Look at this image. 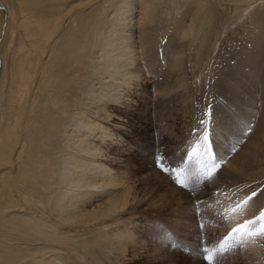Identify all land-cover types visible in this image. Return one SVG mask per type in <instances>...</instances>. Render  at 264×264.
<instances>
[{"label": "bare ground", "instance_id": "obj_1", "mask_svg": "<svg viewBox=\"0 0 264 264\" xmlns=\"http://www.w3.org/2000/svg\"><path fill=\"white\" fill-rule=\"evenodd\" d=\"M5 1L4 30L0 21V264H74L72 257L122 264L136 246L135 225L115 227L110 221L137 201L134 185L102 160V145L122 128L115 122V105L134 106L127 100L145 74L140 61L150 56L159 4L182 9L183 19L188 16L180 36L185 44L201 35L209 41L207 33L224 0ZM260 1L231 0V9L241 11L236 19L253 11L251 18L262 32ZM176 62L173 67H180L181 59ZM149 98H141L140 111L148 110ZM261 111L258 130L249 137H256L250 147L256 155L249 162L256 178L264 172L258 161L264 155ZM222 127L216 128L220 151L228 145H223ZM244 146L235 153L231 175L247 176ZM153 173L157 181L146 179L152 191L169 184L168 177Z\"/></svg>", "mask_w": 264, "mask_h": 264}, {"label": "rangeland", "instance_id": "obj_2", "mask_svg": "<svg viewBox=\"0 0 264 264\" xmlns=\"http://www.w3.org/2000/svg\"><path fill=\"white\" fill-rule=\"evenodd\" d=\"M4 4L0 0L3 30ZM159 6L150 56L140 61L145 74L127 100L134 106L115 105V122L122 128L102 145L104 164L124 174L136 194L134 206L110 221L115 227L136 226V246L122 264H264V172L251 176L249 163L256 155L250 148L256 137H249L264 108V30L253 22V11L236 19L241 11L234 13L231 0H224L206 32L209 41L201 35L184 44L180 36L188 16L183 19L176 6ZM177 57L180 67L174 68ZM145 97L150 106L140 111ZM222 126L228 145L220 151L216 128ZM243 145L247 176L231 175ZM258 161L264 164V155ZM155 170L169 184L152 191L146 179L157 181ZM72 258L74 264H90Z\"/></svg>", "mask_w": 264, "mask_h": 264}, {"label": "snow or ice", "instance_id": "obj_3", "mask_svg": "<svg viewBox=\"0 0 264 264\" xmlns=\"http://www.w3.org/2000/svg\"><path fill=\"white\" fill-rule=\"evenodd\" d=\"M256 195V193H252V197H254ZM248 199H251V197H249ZM245 203H247V201H245ZM234 232L236 231H240V229H233ZM261 233L264 234V228L261 229ZM253 235H255V233H253Z\"/></svg>", "mask_w": 264, "mask_h": 264}]
</instances>
